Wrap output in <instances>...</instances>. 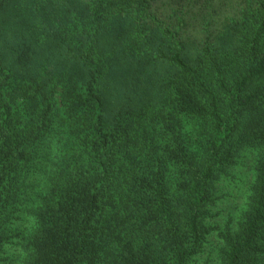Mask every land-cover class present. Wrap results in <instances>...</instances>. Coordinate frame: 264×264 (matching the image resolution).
<instances>
[{
	"label": "trees",
	"instance_id": "trees-1",
	"mask_svg": "<svg viewBox=\"0 0 264 264\" xmlns=\"http://www.w3.org/2000/svg\"><path fill=\"white\" fill-rule=\"evenodd\" d=\"M16 5L0 264H264V0Z\"/></svg>",
	"mask_w": 264,
	"mask_h": 264
},
{
	"label": "rangeland",
	"instance_id": "rangeland-1",
	"mask_svg": "<svg viewBox=\"0 0 264 264\" xmlns=\"http://www.w3.org/2000/svg\"><path fill=\"white\" fill-rule=\"evenodd\" d=\"M24 0H17V5H16V7H19L20 6V3L21 2H23ZM163 1H165V0H163ZM40 9H42V6L40 7ZM26 13V12H25ZM14 15V14H13ZM12 16V15H11ZM9 16V17H7L5 20H3V21H26L27 19H30L31 18V15L30 14H27V15H24V16H20L19 14L18 15H16V16ZM252 163H254V158H253V160H252V154L250 155V158H249V160H248V162H247V164H246V166H244L245 168H241V170H240V174H242L244 177H246V175H245V173H248L249 171H247V169H248V164L249 165H251ZM253 165V164H252ZM246 172H245V171ZM246 178H248V177H246ZM247 185H248V183H247ZM246 186V183H244V182H239L238 183V185H237V187L238 188H241V187H245ZM228 190H230V189H226L225 190V192H227ZM241 191L242 190H236V191H234V193H233V195H238L237 197H236V199L234 200V202L233 203H237L238 204V206H237V208H236V210H238L239 208H240V206H241V204H242V196H240L241 194ZM233 210H235V209H233ZM236 210L235 211H233V213L231 214V216L233 217V218H235L236 217ZM212 227V226H211ZM223 229V228H222ZM226 229V228H225ZM223 230L222 232H225V233H222V234H224V235H226L227 234V231L226 230ZM213 234L214 235H217V234H219V230L218 231H214L213 230ZM218 237V236H217ZM209 246L210 245H205L204 246V248H203V250H207V249H209ZM214 249H215V252H214V254H213V257H215V260H216V262H215V264H220V259H222V249H221V247H213ZM221 249V250H220ZM217 255V256H216ZM192 264H197V263H192Z\"/></svg>",
	"mask_w": 264,
	"mask_h": 264
}]
</instances>
